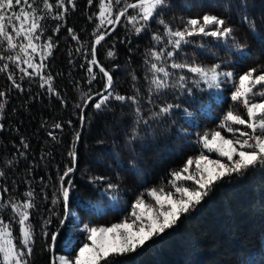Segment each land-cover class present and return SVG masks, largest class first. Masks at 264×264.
Returning <instances> with one entry per match:
<instances>
[{
    "label": "trees",
    "instance_id": "trees-1",
    "mask_svg": "<svg viewBox=\"0 0 264 264\" xmlns=\"http://www.w3.org/2000/svg\"><path fill=\"white\" fill-rule=\"evenodd\" d=\"M49 2L55 4V0ZM29 3L37 8L38 15L45 16L41 21L43 34L36 43L43 45L51 36L55 44L52 55L44 61L47 68L42 73L53 77L54 91L50 93L46 85L42 87L41 78L27 64L19 63L17 67L7 59L15 57L19 48L8 49L6 43H0V56L4 57L0 59V68L8 65L5 71H0V93H4L0 96V103L4 104L0 110V125H3L0 128V171L4 173L0 176V203L13 199L23 201L29 190L34 192L36 207L30 220L35 242L32 255L28 257L29 264H51V233L58 232L53 246L54 257L63 255L73 259L82 244L89 243L86 234L79 231L84 224L110 227L131 222L132 205L141 193L160 187H164L165 192L175 191L168 183L171 173L181 170L189 157L201 154L199 136L220 131L230 139L235 138L219 127L226 112L232 110L247 119L243 104L231 99L234 89L231 81L221 85L220 102H212L210 109L205 111L177 89L163 90V94L153 92L149 102L151 73L146 57L151 60L150 49L165 47L164 41L152 40L153 33L164 32L158 21L163 19L173 30L182 29L183 21L209 13L224 18L235 29L236 42L247 49L244 59L235 51L218 46L211 37H194L191 44L184 45L166 64L160 62L168 66L170 72L188 76L187 86L192 88L197 101H214L216 90L209 89L201 81L199 89L206 91H199L191 83L194 74L187 69L170 68L172 59L204 66L221 64L220 71L234 72L237 82L248 69H261L264 39L254 37L248 24L241 22V17L255 21L258 32L264 37V0H246V8L240 6V0H168L169 7L150 21L148 29L139 35L126 17H122L112 31L113 25L101 29L110 33L96 46V59L113 76L114 93L140 97L138 106L147 125L138 122L137 105L131 102L113 99L101 110L92 106L97 97L85 104L89 89L95 94L105 83L98 67L93 66L95 80L91 79L87 67L92 58L94 30L99 23L94 15L99 11V0H93L92 5L88 0H74L75 8L65 0L68 10L62 19L53 17L58 11L64 12L63 8L46 13L43 0H29ZM21 7L26 6H14L6 15L19 13ZM120 7L122 5L114 4L113 14ZM127 15H135V10L129 9ZM89 16L93 19L89 20ZM57 25L59 31H54ZM68 29H72L78 39H72ZM228 44L232 45V41ZM109 50L114 56L107 55ZM171 50V45L165 48V51ZM19 54L29 59L24 53ZM39 55L38 50L34 57L37 64L40 63ZM22 69L33 75L28 77ZM9 75L20 89L8 79ZM260 90L264 89L257 86L256 91ZM165 104L180 107L170 114L153 117L152 113L159 112ZM185 108L192 113L191 123L185 117ZM82 110L84 127L75 145ZM56 124L62 127H54ZM234 127L249 132L245 126ZM203 151L206 156L214 155ZM70 152L75 153V173L73 176L69 173L65 181L71 180L73 185L69 199L73 215L61 228L64 205L62 198L58 199L60 176L73 167ZM194 168L193 164L189 171L194 173ZM100 177L105 179L101 181ZM109 183L117 187L108 189ZM183 186L193 187V182L185 181ZM5 188L7 192L3 191ZM105 190L107 195H102ZM143 198L146 204L154 203L147 194ZM12 215L9 209L0 208V216L5 220H11ZM49 220L51 222L46 223ZM45 232L49 235L45 236ZM13 236L18 240L19 226L15 223ZM110 264H264V168L257 167L218 182L196 209L181 216L176 225L134 253L110 257Z\"/></svg>",
    "mask_w": 264,
    "mask_h": 264
},
{
    "label": "snow or ice",
    "instance_id": "snow-or-ice-1",
    "mask_svg": "<svg viewBox=\"0 0 264 264\" xmlns=\"http://www.w3.org/2000/svg\"><path fill=\"white\" fill-rule=\"evenodd\" d=\"M67 3L75 8L74 0H67ZM88 3L92 5L93 0H88ZM114 4L122 5L115 14H113ZM20 5L26 7H21L19 13L13 12L12 15H6L14 6ZM43 5L46 13H51L54 8L64 9V12L58 11L53 19H62L64 13L68 10L65 7V0H55V4L50 3L49 0H43ZM240 6L246 8V0H240ZM166 7H169L168 0H134L131 3L128 0H99V11L94 14L99 23L94 30L95 40L91 46L92 58L88 61L87 67L92 80L97 78L93 66L98 67L105 83L103 89L95 94H91V89H89L90 94L86 96L85 104L93 100V95L97 99L92 106L97 110L106 107L113 99L121 103L131 102L137 105L135 111L138 122L142 121L145 125L148 124V121L144 120L140 114L141 110L138 106L140 97L136 94L124 96L114 93L113 76L96 59V46L108 35L107 31H101L105 28V25L115 26L121 22L122 17H126L127 22L133 25L135 32L139 35L148 29L150 21L154 20ZM129 9L135 10V15H127ZM44 19L45 16L38 15L37 8L34 7L33 3H29V0H0V43H6L8 49L19 48V53H24L29 57V59H24L18 53L15 57L8 56L7 59L12 60L17 67H19V63H24L28 65V68L34 69L35 75L42 80L41 86L46 85L51 93L54 91L53 77L50 74L45 76L42 73L47 68L44 61L52 55L55 44L52 43L51 36L47 38V42L43 45L36 43L43 34L41 21ZM92 19L93 17L89 16V20ZM241 22L248 24L254 37L264 39L258 32L255 21L249 20L247 16H242ZM158 23L164 27V32L163 34L153 33L152 40L157 43L164 41L165 47L158 50L155 48L150 49L151 60L146 57V63L149 64V72L151 73L149 102L151 103L153 92L163 94V90L177 89L182 93H186L194 103H199L200 110L205 111L210 109L212 102H220L222 98L221 85L231 81L234 84L231 99L234 102L243 104L247 119L235 114L232 110L226 112L219 127L228 133H232L235 138L229 139L222 135L220 131L206 132L199 136L198 143L202 146L201 154L197 157H189L181 170L171 173L172 179L168 183L175 189L174 192H165L164 187H160L159 189H147L146 193H141L132 205L133 211L130 215L134 219L131 224L127 221L113 224L110 227H90L84 224L79 231L86 234L85 238L90 243H83L72 260L65 256L53 257L52 264H57V262L58 264H101V261L104 264H110V257L134 253L137 249H142L149 241L160 237L167 229L176 225L181 216L196 209V206L201 203L218 182L230 178L234 174L243 175L257 167L264 168V90L256 91L257 86L264 89V70H262L264 66L261 69H248L239 76L237 82L234 72L220 71L221 64L204 66L194 62L191 64L187 62L180 63L172 59L170 68L173 70L187 69L189 73L194 74L195 78L192 79L191 83L196 85L199 91H206L205 89H199L201 81H204L209 89L214 88L216 90L217 94L214 101L211 99L207 102L197 101L196 97L192 95V88L187 86L189 83L188 76L170 72L168 66H163L160 62L164 61L166 64L167 60L177 55L184 45L191 44V38L194 37H211L218 46L235 51L242 59L247 57V49L244 45L236 42L233 36L235 29L228 25L224 18L214 14L205 13L202 17L189 18L183 21L182 29L173 30L163 19H160ZM10 28L11 31H9ZM54 31H59V25ZM68 32L72 35V39H78L72 29H68ZM165 37L167 38L166 41ZM17 40L20 41L19 44L16 42ZM229 40L232 41V45L228 44ZM168 45H171V51H165ZM38 50L40 63L37 64L34 57ZM79 51L80 49H77V52ZM107 55L112 57L114 53L109 50ZM3 58L0 56V59ZM7 68L8 65L5 64L0 68V71H5ZM22 71L28 77L33 75L27 69H22ZM8 79L13 80V76L9 75ZM170 80L172 83H169ZM13 83L17 89H20L21 86L16 84L14 80ZM56 94L58 95V93ZM3 95L4 93H0V96ZM256 98L259 99L252 102ZM78 107L81 106L78 105ZM179 107L178 104H165L160 107L159 112L152 113V116L167 115L179 109ZM3 108L4 104L0 103V110ZM183 112L188 122L191 123L192 113L187 108L183 109ZM81 121L83 122V115ZM234 126H245L251 131H244L240 127ZM2 127L3 125H0V128ZM54 127L61 128L62 125L56 124ZM49 135L55 139L51 132ZM76 138L79 139V133H77ZM24 147H27V145L25 144ZM203 150L226 158L227 163L220 159L210 160L208 156L204 155ZM69 155L73 157V164H75V153L70 152ZM193 164L195 165L196 174L189 171ZM72 171L73 168L69 167L60 176L61 186L58 199L62 198L64 205V219L60 220L61 226L73 215L69 208L70 192L73 185L71 180L65 181V177ZM3 175L4 173L0 171V176ZM104 179V177L99 178L101 181ZM185 181H192L193 187L183 186ZM116 187L111 183L107 185L108 189H115ZM3 191L7 192L8 189L5 188ZM145 194L154 200V205L145 203L143 198ZM34 195V192L29 190L23 201L13 199L3 200L0 203V208H7L13 214L11 220H5L3 216H0V264H29L28 257L32 255L35 242V232L30 220L32 210L36 207ZM102 195H107V190ZM112 199H115V197H112ZM0 200H2V197H0ZM50 222L49 220L46 223ZM13 223L19 226L18 240L13 236ZM57 234H50L53 244L49 245V250L54 246ZM44 235L48 236L49 233L45 232ZM70 244L71 241H69V246Z\"/></svg>",
    "mask_w": 264,
    "mask_h": 264
},
{
    "label": "water",
    "instance_id": "water-1",
    "mask_svg": "<svg viewBox=\"0 0 264 264\" xmlns=\"http://www.w3.org/2000/svg\"><path fill=\"white\" fill-rule=\"evenodd\" d=\"M117 25H115V26H113L112 27V29H111V31L116 27ZM110 32H108V34H109ZM107 36V35H106ZM95 96L93 95V98H94ZM83 115V110H82V113H81V116ZM83 127H84V115H83V122L81 121V126H80V129H79V135H80V133L82 132V130H83ZM77 140L78 139H76V142H75V145H76V143H77ZM75 167H76V164H73V171H72V176L74 175V173H75ZM61 228H62V226H61ZM60 228V229H61ZM59 229V230H60ZM56 233H58V232H56ZM58 235V234H57ZM52 244H53V242H52ZM51 255H52V259H51V264H52V260H53V257H54V253H53V247H52V249H51Z\"/></svg>",
    "mask_w": 264,
    "mask_h": 264
},
{
    "label": "rangeland",
    "instance_id": "rangeland-1",
    "mask_svg": "<svg viewBox=\"0 0 264 264\" xmlns=\"http://www.w3.org/2000/svg\"><path fill=\"white\" fill-rule=\"evenodd\" d=\"M251 130L249 129V132H250ZM228 138V137H227ZM230 139V138H229ZM211 154H214V155H211V156H208L209 157V159L210 160H217V159H220V160H222L223 162H225V163H227V160H226V158H222V157H219L216 153H211ZM193 174H196L195 173V168H194V173ZM155 204V202L153 203V205ZM137 211H139V210H137ZM133 217L131 218V222H128V223H132V221H133ZM119 224V223H118ZM90 243V242H89ZM60 256H63V255H58L57 257H60ZM66 257V256H65ZM69 260H72V258H69ZM57 264H58V262H57Z\"/></svg>",
    "mask_w": 264,
    "mask_h": 264
}]
</instances>
